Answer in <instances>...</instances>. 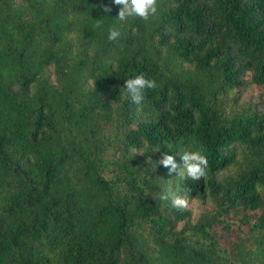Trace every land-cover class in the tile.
Instances as JSON below:
<instances>
[{"label":"trees","instance_id":"obj_1","mask_svg":"<svg viewBox=\"0 0 264 264\" xmlns=\"http://www.w3.org/2000/svg\"><path fill=\"white\" fill-rule=\"evenodd\" d=\"M157 3L0 0V264H264V0Z\"/></svg>","mask_w":264,"mask_h":264},{"label":"clouds","instance_id":"obj_2","mask_svg":"<svg viewBox=\"0 0 264 264\" xmlns=\"http://www.w3.org/2000/svg\"><path fill=\"white\" fill-rule=\"evenodd\" d=\"M114 4L121 6L118 13V19L120 21H126L128 18H140L144 21H148L151 17H154L158 11L157 0H114ZM111 10L112 9L107 5L103 7V11L106 13L111 12ZM100 26V23L96 24L97 28ZM108 31L109 40L115 41L119 39L121 33L117 28L111 27ZM156 87L157 83L154 79L146 78V76L141 73L136 75L135 78L127 79L123 88L126 90L131 101L138 105L145 99L146 90H152ZM181 158L184 161L183 167H180L175 157L169 154H163L159 164L166 168L171 166L169 168V173L178 172V176L185 180L189 178L192 180L206 178L209 161L201 151L185 152ZM167 198L166 195L161 196V199L166 200ZM187 203V200L182 197H176L173 200V204L177 207H186Z\"/></svg>","mask_w":264,"mask_h":264},{"label":"rangeland","instance_id":"obj_3","mask_svg":"<svg viewBox=\"0 0 264 264\" xmlns=\"http://www.w3.org/2000/svg\"><path fill=\"white\" fill-rule=\"evenodd\" d=\"M256 93L257 90H252L248 93H246L245 97H243V99L241 100V102L244 103L247 102V99H250V97L252 96L253 93ZM187 206L189 207H193L195 210H199L201 208V203L198 200H187ZM230 221H233L234 219H229ZM218 232L219 234L223 233V238L225 240L231 241L235 236H236V231L234 229H227L225 227H223L222 225L218 226Z\"/></svg>","mask_w":264,"mask_h":264}]
</instances>
